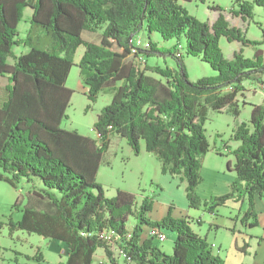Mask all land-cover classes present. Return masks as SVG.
I'll return each instance as SVG.
<instances>
[{"label":"trees","instance_id":"trees-1","mask_svg":"<svg viewBox=\"0 0 264 264\" xmlns=\"http://www.w3.org/2000/svg\"><path fill=\"white\" fill-rule=\"evenodd\" d=\"M236 2L238 8L231 13L244 20L252 17L254 5L264 7V0ZM26 7L32 10L30 27L20 37L18 25ZM212 9L219 12L213 23L189 14L181 0H0V78L7 80L0 88V181L13 188L23 181L34 184L23 214L10 221L12 230L65 243L67 260L59 264H94L98 248L118 264L114 244L124 261L133 264H225L207 237L192 229L190 217L169 212L153 220L147 215L152 199L145 197L137 206L136 196L123 189L108 197L96 181L111 136L117 134L136 155L144 142L163 172L184 180L190 207L204 204V210L217 214L231 199L247 200L241 224L258 226L256 198L264 197V101L251 104L249 121L237 122L233 130L232 138L240 145L231 150L234 161L227 163L237 173L230 191L205 201L196 193L202 160L211 149L221 153V147H211L205 132L210 111L237 117L244 83L264 84V50L257 47L264 40L250 39L232 26L222 7ZM143 29L149 32L143 39L149 47L133 52ZM85 31L97 34L85 38ZM155 32L176 43L159 46L152 40ZM42 35L50 40L46 48L39 44ZM222 35L229 42L254 46V55L244 56L241 47L228 59L219 46ZM181 38L185 55L209 63L214 76L190 79ZM82 45L85 50L76 62ZM21 46L28 48L17 54L15 48ZM151 55H168L176 66L142 68ZM73 65L88 86L89 100L94 102L110 86L111 102L99 111L93 126L97 139L61 127L74 93L66 84ZM227 143L223 140L222 146ZM35 178L42 187L37 189ZM131 215L136 217L132 228L127 226ZM166 230L177 234L171 254L154 244L158 238L151 235ZM35 257L38 264L45 262L42 253Z\"/></svg>","mask_w":264,"mask_h":264},{"label":"rangeland","instance_id":"rangeland-1","mask_svg":"<svg viewBox=\"0 0 264 264\" xmlns=\"http://www.w3.org/2000/svg\"><path fill=\"white\" fill-rule=\"evenodd\" d=\"M181 2L189 14L197 17L202 22L209 21L211 23L216 21L219 13L214 11L212 7L220 6L222 7V13L229 19L232 26L240 27L250 39L264 40V7L260 5H254L252 17L244 20L241 16L231 13V9L238 8L236 0H181ZM31 15V8L26 7L24 17L18 25L20 37L27 35ZM95 35L93 36L88 31H85L82 36L94 39ZM148 36L149 32L143 29L138 37L147 39ZM152 39L159 46L167 48L172 47L176 43L175 39H163L157 32L153 33ZM47 41L50 43V40L42 35L39 44L46 48ZM180 41L184 46V61L191 80L216 74L212 66L202 61L200 57L185 55V39L181 38ZM218 42L224 56L228 57V59H231L233 54L239 51L241 47H243L244 56L252 57L254 55V46H243L239 41L229 42L225 35L220 36ZM257 47L264 50V42L257 44ZM27 48L24 46L16 47L15 52L19 54L26 51ZM84 50L85 46L82 45L76 51V62L80 60ZM148 58V60L142 62V68L148 65L165 66L167 64L171 67L176 66V61L168 55H151ZM10 61L13 62L12 59ZM148 72L159 78V75L151 73V71ZM82 80L79 67L73 65L66 84L74 90V93L68 110H66L67 116L63 119L61 127L73 129L80 134L97 139L98 134L93 126L99 111L111 102L110 86L104 87L93 102L89 100L87 95L88 86ZM2 81L4 79H0V82ZM0 85L3 86V83H0ZM1 93L0 90V97L3 96ZM243 94V96L242 94L239 95V103L241 105V114L239 116L234 117L225 111H210L209 118L205 122V132L210 139L211 147L214 148L215 145L223 147V140L228 143L223 155L218 156L213 153L214 151L210 150L211 153L202 162L201 182L196 190L202 201L209 200L210 197L215 195L227 193L230 190L231 183L237 176L234 170L230 171L227 168V162L235 159L231 150L240 145L239 140L232 138L233 130L237 122L249 121L252 110L251 104H261L264 101V90L256 80H247L244 83ZM243 101L247 102V104L243 105ZM143 143H141V153L136 155L125 138L112 134L109 149L102 158L96 176V181L102 184L106 195L112 197L118 189L130 191L137 198V206L145 197L152 199V210L148 212V217L153 220L163 219L169 212H171L173 217L177 218L188 216L191 218L192 229L203 236H206V232H208L209 221L214 219V221L221 222L223 225L219 228L217 239L226 241L232 233L234 223L236 222L238 226L241 224L244 211L248 207V201L246 200L243 203L231 199L228 201L227 206H219L217 208V215L215 216L204 210V204L199 208L190 207L186 194V182L181 180L178 175L163 172L158 157L149 153ZM35 180L39 182L36 184L37 189L39 186L42 187L40 179L35 178ZM33 185V183L23 181L18 188H13L10 183L0 181V264H38L39 260L35 257L37 252L43 254L45 258L43 264H59L67 260L68 246L65 243L55 241V239L44 238L37 233H28L22 229L12 230L10 227V221L18 220L23 214V208L28 205L29 194L33 189ZM34 198L36 197L34 196ZM255 209L258 213V226L247 228H250L249 230L252 229L254 234L264 238V197L256 198ZM200 218L206 220L203 225L197 222ZM135 219L136 217L131 215L127 220V226L132 228L135 224ZM149 231V228L145 226L143 236H147ZM214 232L213 229L211 231L212 236H214ZM166 234V240L154 239L153 242L161 247L166 254H171L177 234L171 230H166ZM112 249L118 264H126L116 244L113 245ZM99 260H108L104 251L100 248L96 252L95 263Z\"/></svg>","mask_w":264,"mask_h":264},{"label":"crops","instance_id":"crops-1","mask_svg":"<svg viewBox=\"0 0 264 264\" xmlns=\"http://www.w3.org/2000/svg\"><path fill=\"white\" fill-rule=\"evenodd\" d=\"M0 79H4V81L0 82L3 83V86L0 85V88L4 89L7 84V80L6 78L2 77ZM218 150L221 153H217L216 149H211V151H214L213 153L221 156L226 150V147L223 146ZM209 153L211 152L209 151L204 159L207 158ZM232 161L233 160L231 159L230 162ZM243 203H245V201ZM211 215L215 216L217 214ZM205 221L206 220L203 218H200L197 222L200 225H203V222ZM208 224L209 228L208 232H206L207 240L212 244L214 253L220 255L225 261V264H264V238L258 234H254L252 229L249 230L251 227L247 228L243 224H239L238 226L235 222L230 237H228V239L225 241L224 239H217L219 228L223 226L222 223L214 221L213 219L212 221H209ZM213 229L215 231L214 236L211 235V231H213Z\"/></svg>","mask_w":264,"mask_h":264},{"label":"built area","instance_id":"built-area-1","mask_svg":"<svg viewBox=\"0 0 264 264\" xmlns=\"http://www.w3.org/2000/svg\"><path fill=\"white\" fill-rule=\"evenodd\" d=\"M136 42H137V48H143V47L147 48V47H149L148 42L143 40V39H141V38H136ZM261 88L264 90V84L261 85ZM151 235L156 236L161 241H164V240L167 239V236H165L162 232H153L152 231ZM106 238H108V236H106ZM94 264H112V263H110V261H108V260L107 261L106 260H102V261L99 260L97 263H94ZM126 264H133V263L128 261V262H126Z\"/></svg>","mask_w":264,"mask_h":264},{"label":"bare ground","instance_id":"bare-ground-1","mask_svg":"<svg viewBox=\"0 0 264 264\" xmlns=\"http://www.w3.org/2000/svg\"><path fill=\"white\" fill-rule=\"evenodd\" d=\"M133 52H136L137 50H138V48H137V42H136V45L133 47ZM164 235H166V234H164Z\"/></svg>","mask_w":264,"mask_h":264}]
</instances>
